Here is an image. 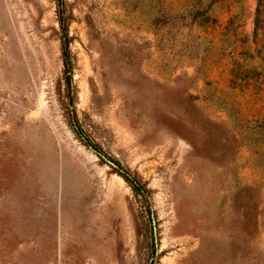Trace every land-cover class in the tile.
Wrapping results in <instances>:
<instances>
[{"label": "rangeland", "instance_id": "obj_1", "mask_svg": "<svg viewBox=\"0 0 264 264\" xmlns=\"http://www.w3.org/2000/svg\"><path fill=\"white\" fill-rule=\"evenodd\" d=\"M258 0H0V264H264Z\"/></svg>", "mask_w": 264, "mask_h": 264}, {"label": "trees", "instance_id": "obj_2", "mask_svg": "<svg viewBox=\"0 0 264 264\" xmlns=\"http://www.w3.org/2000/svg\"><path fill=\"white\" fill-rule=\"evenodd\" d=\"M264 7V0H258V8H257V14H256V30H255V36L258 35V29L260 28V17L262 14V8Z\"/></svg>", "mask_w": 264, "mask_h": 264}]
</instances>
